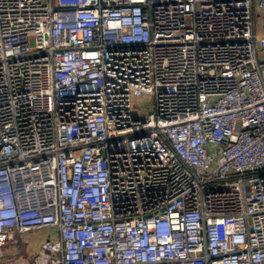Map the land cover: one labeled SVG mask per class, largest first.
<instances>
[{"label":"built area","instance_id":"built-area-1","mask_svg":"<svg viewBox=\"0 0 264 264\" xmlns=\"http://www.w3.org/2000/svg\"><path fill=\"white\" fill-rule=\"evenodd\" d=\"M262 29L264 0H0V248L264 264Z\"/></svg>","mask_w":264,"mask_h":264},{"label":"crops","instance_id":"crops-1","mask_svg":"<svg viewBox=\"0 0 264 264\" xmlns=\"http://www.w3.org/2000/svg\"><path fill=\"white\" fill-rule=\"evenodd\" d=\"M50 233L48 229H38L19 235L18 242L0 248V264H30Z\"/></svg>","mask_w":264,"mask_h":264},{"label":"rangeland","instance_id":"rangeland-1","mask_svg":"<svg viewBox=\"0 0 264 264\" xmlns=\"http://www.w3.org/2000/svg\"><path fill=\"white\" fill-rule=\"evenodd\" d=\"M258 25L261 24L262 18L257 17ZM264 31V29H262ZM151 99L147 97L137 98L134 100V107L139 112V116L146 117L150 111Z\"/></svg>","mask_w":264,"mask_h":264}]
</instances>
